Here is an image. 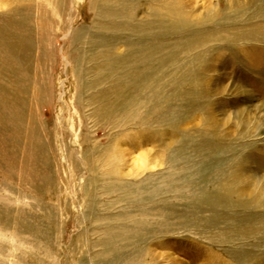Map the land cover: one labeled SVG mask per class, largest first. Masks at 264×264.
<instances>
[{
    "label": "rangeland",
    "instance_id": "rangeland-1",
    "mask_svg": "<svg viewBox=\"0 0 264 264\" xmlns=\"http://www.w3.org/2000/svg\"><path fill=\"white\" fill-rule=\"evenodd\" d=\"M0 264H264V0H0Z\"/></svg>",
    "mask_w": 264,
    "mask_h": 264
},
{
    "label": "bare ground",
    "instance_id": "bare-ground-1",
    "mask_svg": "<svg viewBox=\"0 0 264 264\" xmlns=\"http://www.w3.org/2000/svg\"><path fill=\"white\" fill-rule=\"evenodd\" d=\"M111 47V46H110ZM147 156V155H146ZM140 158V160L142 159V154H141V156L139 157ZM139 161V160H138ZM142 162V161H141ZM116 169V168H115ZM116 171V170H115Z\"/></svg>",
    "mask_w": 264,
    "mask_h": 264
}]
</instances>
